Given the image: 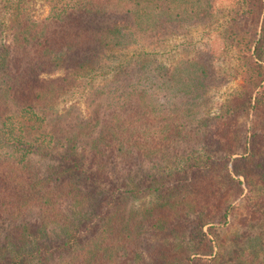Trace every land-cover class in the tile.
I'll use <instances>...</instances> for the list:
<instances>
[{"label":"trees","instance_id":"trees-1","mask_svg":"<svg viewBox=\"0 0 264 264\" xmlns=\"http://www.w3.org/2000/svg\"><path fill=\"white\" fill-rule=\"evenodd\" d=\"M30 1L0 0V221L37 215V228L21 234L56 232L61 239L32 250L4 246L0 264H230L228 256L253 264L251 246L225 249L228 240L215 232L264 222V194L251 182L258 171L264 190V0L232 6L223 37L242 83L210 117L189 96L205 86L199 60L177 62L189 66L188 85L164 81L156 89L142 86L156 84L154 57L140 54L109 74L103 60L136 44L135 30L153 33L173 18L209 16L212 0H44L45 19L31 14ZM70 68L73 78L42 79ZM102 75V87L94 88ZM80 76L90 78L91 116L63 123L56 102ZM172 87L188 97H171ZM184 153L182 168L169 170L171 188L161 187L144 209L98 201L99 179ZM97 201L102 211L92 224L86 216ZM147 232L156 240L145 242Z\"/></svg>","mask_w":264,"mask_h":264},{"label":"rangeland","instance_id":"rangeland-1","mask_svg":"<svg viewBox=\"0 0 264 264\" xmlns=\"http://www.w3.org/2000/svg\"><path fill=\"white\" fill-rule=\"evenodd\" d=\"M214 10L207 17H191L185 19L173 18L166 23L163 28L155 30L153 33H144L135 30L137 33L136 44L129 47V50L117 49L113 55L108 52L109 59L103 60V65L108 69V74L111 69L116 65L125 63L133 58V63L137 57L142 54L143 59L154 57L153 67L158 70L156 73L155 85L152 86L149 81L142 84L143 87H150L156 89L164 81L171 86H177V83H183L185 86L193 80L191 72L188 70L189 66L177 64L179 59L192 57L199 60L202 64L201 72L204 75V87L200 90H195L193 95H189L191 100H195L206 115L212 116L220 110V107L230 98V96L239 88L242 83L237 75V62L235 60V51L230 46V41L223 37L224 32L227 30V22L232 16L235 0H212ZM29 11L37 19H45L50 13V7L44 0H32L29 3ZM232 13H231V12ZM114 15L113 18L124 21V17ZM125 26H129L128 22H124ZM157 36V37H156ZM3 42L6 40H2ZM0 40V43L2 42ZM10 42V39H7ZM155 53V54H154ZM94 55V54H90ZM172 60H171V58ZM77 59H82V56H77ZM76 60V58L74 59ZM132 63V65H133ZM166 63V64H164ZM160 65H164L165 69H157ZM127 72L129 71L126 65ZM133 72H137L131 69ZM100 73V71L96 72ZM74 71L70 68L64 71H57L52 73H43L42 79L49 81L51 79L60 77L73 78ZM128 76L129 73H126ZM195 76V75H194ZM102 77H97L93 84L94 88L102 87ZM81 83L77 88L66 87V90L60 94V98L56 102L55 116L58 120L64 117L63 123H75L77 121L88 120L91 116V89L89 87L90 78L78 77ZM132 78V77H131ZM70 79V78H69ZM136 74L131 79V83L135 82ZM162 87V86H161ZM177 87H172L169 92L171 97H184L187 98L184 92L176 93ZM97 90V89H95ZM94 90V91H95ZM200 91V92H199ZM161 97H164L161 95ZM106 102V101H105ZM56 129L61 122L57 123ZM61 127V126H60ZM50 128H46L45 133ZM39 135V134H38ZM9 149L6 148L4 152ZM11 150V149H10ZM188 153L179 154L170 159L168 163L162 164H145L141 163L136 167L123 171H115L109 180L99 179L100 188H94L95 193L98 194L99 199L105 203H112L114 205H125L130 210H142L151 205L159 194L161 187L165 190L171 188L173 180L169 176V170L181 169L183 162L187 158ZM82 153L81 158L84 164V169L88 171V163ZM180 161V162H179ZM231 166V165H230ZM257 171L252 177V184L255 185L257 190L263 195L264 190L261 188L260 175ZM98 179V178H96ZM241 181H244L241 178ZM131 184V185H130ZM132 186H138L137 193L134 195L131 189ZM247 191L246 186H243ZM90 187V189H92ZM158 188V189H157ZM164 192V191H163ZM98 201L94 204L92 210H88L86 217L90 219L89 223H98L97 217L102 209L98 208ZM238 213V212H237ZM236 213V214H237ZM239 216V214H237ZM233 220V219H232ZM40 221L37 215L31 216L30 219L24 222H3L0 221V250L4 246L10 248H19L25 246L26 249L32 250L34 244L46 245L61 239V236L56 232L48 233V235H33L21 234V230L28 226L30 228H37ZM87 223V220H86ZM206 229V228H205ZM228 229V228H227ZM221 231L217 229V235L220 239L228 240L229 246L226 245L225 249H233L232 246H239L240 250L251 246L252 256L257 259L253 264H264V222L256 224L251 227H241L236 225L229 230ZM207 230V229H206ZM156 235L147 232L144 235L145 242H153L156 240ZM237 243V244H236ZM245 254V253H244ZM246 255V254H245ZM248 256V255H247ZM230 264H248L246 256L242 259H231L227 257Z\"/></svg>","mask_w":264,"mask_h":264}]
</instances>
